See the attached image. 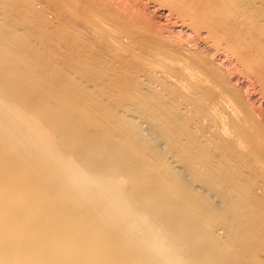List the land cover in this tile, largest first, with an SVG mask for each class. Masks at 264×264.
Masks as SVG:
<instances>
[{
	"label": "bare ground",
	"instance_id": "1",
	"mask_svg": "<svg viewBox=\"0 0 264 264\" xmlns=\"http://www.w3.org/2000/svg\"><path fill=\"white\" fill-rule=\"evenodd\" d=\"M0 264H264V0H0Z\"/></svg>",
	"mask_w": 264,
	"mask_h": 264
}]
</instances>
